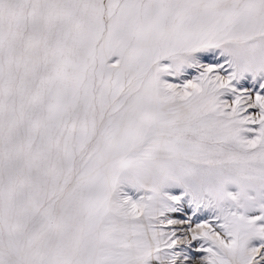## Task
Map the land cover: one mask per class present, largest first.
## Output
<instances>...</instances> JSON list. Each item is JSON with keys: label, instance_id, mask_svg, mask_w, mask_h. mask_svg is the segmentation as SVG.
<instances>
[{"label": "snow or ice", "instance_id": "1", "mask_svg": "<svg viewBox=\"0 0 264 264\" xmlns=\"http://www.w3.org/2000/svg\"><path fill=\"white\" fill-rule=\"evenodd\" d=\"M0 264H264V0H0Z\"/></svg>", "mask_w": 264, "mask_h": 264}]
</instances>
